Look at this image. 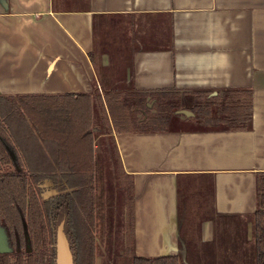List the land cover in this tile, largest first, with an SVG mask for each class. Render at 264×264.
Returning <instances> with one entry per match:
<instances>
[{
	"label": "crops",
	"instance_id": "obj_1",
	"mask_svg": "<svg viewBox=\"0 0 264 264\" xmlns=\"http://www.w3.org/2000/svg\"><path fill=\"white\" fill-rule=\"evenodd\" d=\"M127 85L252 91L247 129L200 128L189 110L177 112L187 125L102 132L113 136L133 181L134 254L177 255L180 264L255 259L264 0H0V95L87 94L100 104L106 86ZM184 101L193 103L192 94ZM45 141L55 159L56 143Z\"/></svg>",
	"mask_w": 264,
	"mask_h": 264
},
{
	"label": "trees",
	"instance_id": "obj_2",
	"mask_svg": "<svg viewBox=\"0 0 264 264\" xmlns=\"http://www.w3.org/2000/svg\"><path fill=\"white\" fill-rule=\"evenodd\" d=\"M97 52L94 50L91 56L102 76ZM104 92L103 103L97 104L106 131L110 133L113 129L124 132L170 129L174 114L184 109L183 95L186 93L192 94L193 103L189 109L194 112L192 118L200 128L247 129L252 123L253 97L248 88H225L211 94V90L139 91L127 85L106 86ZM4 101L20 104L43 139L56 143L54 171H29L17 151L10 149L14 142L1 111ZM93 105L92 97L87 94L0 95V224L6 229L9 246L7 250H0V264H57V234L61 224L73 264H97L94 170L98 158L95 129L100 126L94 118ZM111 141L120 170L125 174L113 136ZM8 166L15 168L10 170ZM125 176L132 195V203L127 204L125 214L124 244L130 264H180L177 255L148 257L133 253V181L131 175ZM45 178H51L57 190L47 197L40 186ZM257 198L255 263L264 264V172L258 173Z\"/></svg>",
	"mask_w": 264,
	"mask_h": 264
},
{
	"label": "rangeland",
	"instance_id": "obj_3",
	"mask_svg": "<svg viewBox=\"0 0 264 264\" xmlns=\"http://www.w3.org/2000/svg\"><path fill=\"white\" fill-rule=\"evenodd\" d=\"M101 50L107 51L108 61H112L115 58V55L110 54V49L107 46H102ZM191 105L192 102H183V107L186 110H190L189 107ZM93 107L94 118L97 119L98 126H100L95 129L97 137L96 153L98 154L94 170L97 210L96 240L97 247H99L96 263L130 264V256L124 251L125 229H127L125 214L127 204L132 203L129 180L120 170L121 168L112 146L111 135L102 132L106 126L102 119L103 114L100 106L95 103ZM1 111L12 133L14 144L10 145V149L13 152L17 151L16 153L20 155L23 166L32 172L49 173L54 171L56 163L52 152H47L45 139L36 129L28 114L20 107V104L4 101ZM180 116H183V114H174L171 121L172 127L182 124L187 125V123L182 122ZM28 164L32 168L28 167ZM7 168L13 170L15 167L8 166ZM42 180L40 181V186L43 188L45 197L57 191L53 181L47 182L45 181L46 178ZM182 224L183 226L186 225L184 222ZM7 249H9V246L7 245L6 229L0 224V250ZM241 264L256 263L254 258L248 257L247 262Z\"/></svg>",
	"mask_w": 264,
	"mask_h": 264
},
{
	"label": "water",
	"instance_id": "obj_4",
	"mask_svg": "<svg viewBox=\"0 0 264 264\" xmlns=\"http://www.w3.org/2000/svg\"><path fill=\"white\" fill-rule=\"evenodd\" d=\"M179 111L185 113L189 112V110L186 109H181ZM57 264H73V256L64 233L63 224L59 226L57 234Z\"/></svg>",
	"mask_w": 264,
	"mask_h": 264
}]
</instances>
